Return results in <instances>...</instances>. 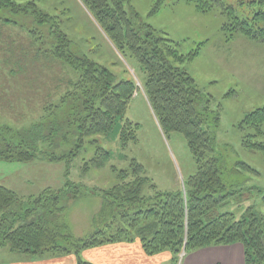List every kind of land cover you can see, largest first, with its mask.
I'll return each instance as SVG.
<instances>
[{
  "label": "rangeland",
  "instance_id": "374dc122",
  "mask_svg": "<svg viewBox=\"0 0 264 264\" xmlns=\"http://www.w3.org/2000/svg\"><path fill=\"white\" fill-rule=\"evenodd\" d=\"M30 1L18 0V3L26 5ZM128 2V11L137 25L165 33L177 43L181 54L200 49L199 55L181 68L195 79L203 95L211 99V109L220 113L219 125L215 127V155L224 163L225 181L241 180L233 184L239 193L226 201L221 212L234 213L240 219L252 207L264 214V151L244 147L246 135L257 131L242 127L249 114L264 107V45L242 35L227 41L224 26L228 18L217 9L201 13L185 1H169L155 11L158 0ZM226 2L236 8L240 17H252L247 16L251 9L240 6L239 0ZM38 5L52 16L49 20L52 28H61L68 34L74 53L108 68L118 81L133 80L137 86L125 117L115 129L107 135L87 138L84 147L77 149L79 134L74 129V115L83 109L84 101L73 95L66 102L64 95L75 88L69 81L78 82V72L64 64L68 70L62 73L52 49L38 40L42 34L36 41L33 39L30 30L38 28V24L31 14L0 11L3 19L17 22L6 27L0 39V127L14 130L38 154L30 163L0 160V186L24 198L14 208L19 215L40 205L35 200L44 197L41 202L47 200V205L40 212L57 213L61 227H67L62 231L81 239L95 230L93 219L104 203L99 193L120 183L115 170H129L138 163L158 190L179 192L185 191L184 183L196 174L198 167L184 136L175 132L165 135L161 130L145 93L147 77L139 63L116 50L83 1L43 0ZM127 121L138 126L137 140L123 147L121 131ZM257 141L264 143V136ZM99 147L110 151L111 159L98 169L91 167L90 161ZM53 154L68 157L50 161L47 155ZM241 162L256 173L245 171L239 165ZM48 189L52 193H46ZM65 189L71 193L62 195L57 207L54 206L57 195L54 193ZM76 190L80 193L78 197L74 194ZM58 207L65 210L57 211ZM167 254L160 259L167 258ZM182 255L179 264L185 263L189 256L185 252ZM88 256L85 251L86 261ZM33 259L39 260L13 252L10 245L0 246V264Z\"/></svg>",
  "mask_w": 264,
  "mask_h": 264
},
{
  "label": "trees",
  "instance_id": "16d2710c",
  "mask_svg": "<svg viewBox=\"0 0 264 264\" xmlns=\"http://www.w3.org/2000/svg\"><path fill=\"white\" fill-rule=\"evenodd\" d=\"M42 1L32 0L22 5L18 0H0V11L31 14L38 24V28L30 30L33 39L36 41L42 34L38 40L52 49L62 73L68 67L78 72V82L69 81L75 88L69 95H64V99L68 102L67 98L76 95L84 101L83 109L74 115V129L79 134L77 149H81L87 138L107 135L115 129L125 117L137 86L133 80L118 81L108 68L74 53L68 34L61 28H52L49 23L52 16L40 9L38 4ZM82 1L116 50L139 63L147 77L145 93L161 130L165 135L175 132L184 136L198 170L184 183L185 191L179 192L158 190L138 163L129 170H115L120 183L99 193L104 203L93 219L95 230L81 239L62 231L67 227H61L57 213L52 210L40 212L47 205V200L41 202L44 197L35 200L40 201V205L19 215L14 208L18 202L23 203L24 198L0 186V246L10 245L15 253L43 260L74 257L77 264H93L84 259L85 251L107 245L140 243L147 256L171 253L170 261L179 264L183 252L191 254L206 248L239 244L244 250L245 264H264V214L252 207L240 219L234 213L221 212L226 201L239 193L233 184L241 183V180L225 181L224 163L215 155V127L219 125L220 113L211 109V99L203 95L195 79L181 68L185 62L194 60L200 49L183 55L177 43L165 33L137 25L128 11V0ZM169 1H185L201 13L217 9L228 18L224 26L227 41L242 35L264 45V0H239L240 6L251 9L247 14L251 18L240 17L226 0H158L154 10L158 11ZM12 24L17 22L0 16V39L5 28ZM46 34L48 38H44ZM55 78L58 80L57 75ZM263 124L264 107L245 118L243 129L247 126L257 131V134L246 135L245 148L264 151V143L257 141L264 136ZM70 125L74 127L72 122ZM137 127L130 121L122 127L123 147L137 140ZM8 128L0 127V160L30 163L37 159L36 150ZM66 157L47 155L50 161ZM110 159L111 152L99 147L90 165L103 168ZM239 165L245 171L256 173L243 162ZM46 193L52 192L48 189ZM66 193L71 191L65 189L54 193L57 195L53 205L57 207ZM74 194L78 197L79 190ZM56 210L64 211L65 207Z\"/></svg>",
  "mask_w": 264,
  "mask_h": 264
},
{
  "label": "crops",
  "instance_id": "0c3cea01",
  "mask_svg": "<svg viewBox=\"0 0 264 264\" xmlns=\"http://www.w3.org/2000/svg\"><path fill=\"white\" fill-rule=\"evenodd\" d=\"M88 260L93 264H161L170 262L171 255L149 257L137 243L107 245L86 251ZM163 256V255H161ZM245 264L244 250L239 244L233 246L211 247L189 254L182 264ZM18 264H77L74 257L60 259L30 260Z\"/></svg>",
  "mask_w": 264,
  "mask_h": 264
},
{
  "label": "water",
  "instance_id": "95a60500",
  "mask_svg": "<svg viewBox=\"0 0 264 264\" xmlns=\"http://www.w3.org/2000/svg\"><path fill=\"white\" fill-rule=\"evenodd\" d=\"M183 256V255H182Z\"/></svg>",
  "mask_w": 264,
  "mask_h": 264
}]
</instances>
